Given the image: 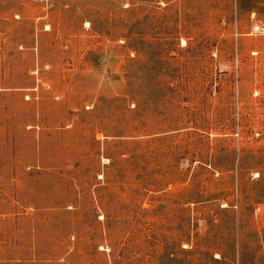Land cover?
<instances>
[{
  "label": "rangeland",
  "instance_id": "rangeland-1",
  "mask_svg": "<svg viewBox=\"0 0 264 264\" xmlns=\"http://www.w3.org/2000/svg\"><path fill=\"white\" fill-rule=\"evenodd\" d=\"M0 264H264V0H0Z\"/></svg>",
  "mask_w": 264,
  "mask_h": 264
}]
</instances>
